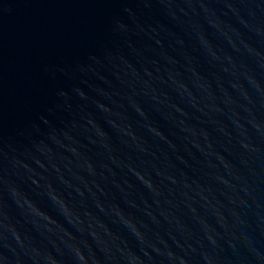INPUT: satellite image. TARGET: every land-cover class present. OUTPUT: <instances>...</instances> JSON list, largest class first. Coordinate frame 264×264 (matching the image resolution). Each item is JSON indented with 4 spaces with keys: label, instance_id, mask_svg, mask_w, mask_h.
Returning <instances> with one entry per match:
<instances>
[{
    "label": "water",
    "instance_id": "95a60500",
    "mask_svg": "<svg viewBox=\"0 0 264 264\" xmlns=\"http://www.w3.org/2000/svg\"><path fill=\"white\" fill-rule=\"evenodd\" d=\"M0 264H264V0H0Z\"/></svg>",
    "mask_w": 264,
    "mask_h": 264
}]
</instances>
